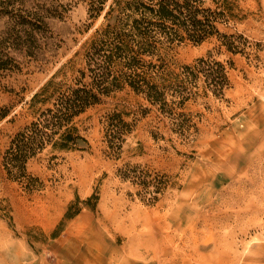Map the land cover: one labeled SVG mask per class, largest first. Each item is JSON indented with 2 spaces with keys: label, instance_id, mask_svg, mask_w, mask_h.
Instances as JSON below:
<instances>
[{
  "label": "rangeland",
  "instance_id": "374dc122",
  "mask_svg": "<svg viewBox=\"0 0 264 264\" xmlns=\"http://www.w3.org/2000/svg\"><path fill=\"white\" fill-rule=\"evenodd\" d=\"M61 1L71 8L51 21V49L6 77L12 93L0 92L9 108L0 121V264H93L109 254L126 264L123 250L129 264H264V0H227L217 34L163 54L175 73L201 58L222 63L221 96L199 76L182 105L167 94L168 115L127 87L113 91L73 119L87 142L80 150L46 145L12 179L6 149L52 102L32 96L50 79L60 93L73 86L102 27L104 11L89 18L82 0Z\"/></svg>",
  "mask_w": 264,
  "mask_h": 264
},
{
  "label": "trees",
  "instance_id": "16d2710c",
  "mask_svg": "<svg viewBox=\"0 0 264 264\" xmlns=\"http://www.w3.org/2000/svg\"><path fill=\"white\" fill-rule=\"evenodd\" d=\"M82 1L89 18L104 11L102 27L87 43L84 67L77 70L73 86L60 93L50 79L32 96L34 104L52 102L39 112L36 122L16 133L6 149L3 166L12 179L25 176L27 161L46 145L54 151L80 150L87 142L71 125L73 119L113 91L127 87L172 115V109L166 110L167 94L179 98L172 104L182 105L189 98L187 85L199 76L215 96H221L228 85L220 62L201 58L175 73L165 70L163 55L184 41L199 45L217 34L215 23L225 16L224 9L232 10L224 6L217 11L227 0ZM206 1L215 10L203 7ZM70 8L61 0H0V92L12 93L6 77L20 74L25 60H37L51 49V21L62 20ZM48 92L46 100H37ZM8 114L9 108L0 106V121ZM64 216L71 217L68 211Z\"/></svg>",
  "mask_w": 264,
  "mask_h": 264
},
{
  "label": "crops",
  "instance_id": "0c3cea01",
  "mask_svg": "<svg viewBox=\"0 0 264 264\" xmlns=\"http://www.w3.org/2000/svg\"><path fill=\"white\" fill-rule=\"evenodd\" d=\"M93 241H94V239H93ZM96 243V242H95ZM95 248L96 249H98L96 246H95ZM99 250V249H98ZM97 252V251H96ZM108 252V251H107ZM96 256V255H95ZM109 256H111V254H109L108 255V257H107V259H106V261H99V259H97V258H93V264H111L112 263V260H110L109 259ZM122 256H125V263L126 264H129V260L127 259V257H126V254H124V250L122 251Z\"/></svg>",
  "mask_w": 264,
  "mask_h": 264
}]
</instances>
